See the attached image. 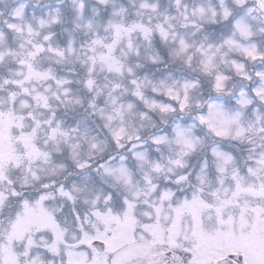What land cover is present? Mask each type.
Segmentation results:
<instances>
[{
  "label": "snow or ice",
  "instance_id": "snow-or-ice-1",
  "mask_svg": "<svg viewBox=\"0 0 264 264\" xmlns=\"http://www.w3.org/2000/svg\"><path fill=\"white\" fill-rule=\"evenodd\" d=\"M0 264H264V0H0Z\"/></svg>",
  "mask_w": 264,
  "mask_h": 264
}]
</instances>
